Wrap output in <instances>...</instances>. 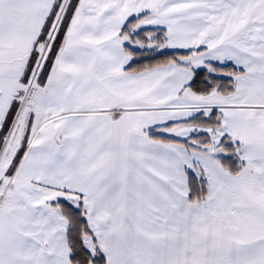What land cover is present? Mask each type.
Here are the masks:
<instances>
[{"label": "snow or ice", "instance_id": "6c2138e0", "mask_svg": "<svg viewBox=\"0 0 264 264\" xmlns=\"http://www.w3.org/2000/svg\"><path fill=\"white\" fill-rule=\"evenodd\" d=\"M0 264H264V0H0Z\"/></svg>", "mask_w": 264, "mask_h": 264}]
</instances>
